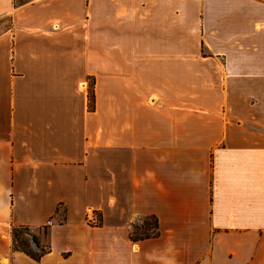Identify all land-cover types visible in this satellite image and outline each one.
Wrapping results in <instances>:
<instances>
[{
  "label": "crops",
  "instance_id": "0c3cea01",
  "mask_svg": "<svg viewBox=\"0 0 264 264\" xmlns=\"http://www.w3.org/2000/svg\"><path fill=\"white\" fill-rule=\"evenodd\" d=\"M5 17L0 264H264V0H0ZM48 219L39 260L14 249L12 226Z\"/></svg>",
  "mask_w": 264,
  "mask_h": 264
},
{
  "label": "trees",
  "instance_id": "16d2710c",
  "mask_svg": "<svg viewBox=\"0 0 264 264\" xmlns=\"http://www.w3.org/2000/svg\"><path fill=\"white\" fill-rule=\"evenodd\" d=\"M88 108L94 109V91L92 85L88 88ZM33 229L28 226H12L11 238L14 249L24 252L34 260H39L40 257L49 251L50 245L48 242V229L46 226L39 227L38 232H41L43 237L47 239L46 245H40L38 237L32 233ZM157 234L156 219L153 216L145 217L140 222L132 223L130 229V238L138 240L146 237L155 236ZM29 236L38 252L28 248V241L25 236Z\"/></svg>",
  "mask_w": 264,
  "mask_h": 264
},
{
  "label": "rangeland",
  "instance_id": "374dc122",
  "mask_svg": "<svg viewBox=\"0 0 264 264\" xmlns=\"http://www.w3.org/2000/svg\"><path fill=\"white\" fill-rule=\"evenodd\" d=\"M22 1H24V0H15V3H19V2H22ZM9 25H10V19L8 17L1 18L0 19V32L3 29H5L6 27H8ZM89 86H91V82H90ZM89 86H88V88H89ZM37 229L38 228H36L35 230H33L32 233L35 234L38 237L39 244L44 246V245L47 244V239L45 237H43V235L41 233L42 231L41 232H38ZM25 237H26V239L28 241V248H30V249L38 252L39 249L36 246H34V244L32 243V241L30 239V237L28 235L25 236Z\"/></svg>",
  "mask_w": 264,
  "mask_h": 264
},
{
  "label": "built area",
  "instance_id": "2783aa9c",
  "mask_svg": "<svg viewBox=\"0 0 264 264\" xmlns=\"http://www.w3.org/2000/svg\"><path fill=\"white\" fill-rule=\"evenodd\" d=\"M51 223H52L51 220L48 219L45 221L44 226H49L51 225Z\"/></svg>",
  "mask_w": 264,
  "mask_h": 264
}]
</instances>
